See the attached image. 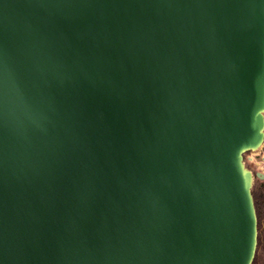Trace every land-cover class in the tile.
Listing matches in <instances>:
<instances>
[{
    "label": "water",
    "instance_id": "obj_1",
    "mask_svg": "<svg viewBox=\"0 0 264 264\" xmlns=\"http://www.w3.org/2000/svg\"><path fill=\"white\" fill-rule=\"evenodd\" d=\"M263 142L264 0H0V264H252Z\"/></svg>",
    "mask_w": 264,
    "mask_h": 264
},
{
    "label": "rangeland",
    "instance_id": "obj_2",
    "mask_svg": "<svg viewBox=\"0 0 264 264\" xmlns=\"http://www.w3.org/2000/svg\"><path fill=\"white\" fill-rule=\"evenodd\" d=\"M264 148V144L262 146V149ZM255 152L257 151H249L248 153H245L244 155V161L246 166L251 169L253 172L256 169H260L261 171H264V168H261V164L255 165L253 163V159L255 156ZM264 159V158H263ZM264 166V164H263ZM262 184V181H260L257 178H254L253 186H252V193L255 200V195L257 194L258 199L260 200V208L259 211L257 210V217H258V246L256 250V255L254 260H257L258 264H264V200L263 198L259 197V194L261 192L260 186Z\"/></svg>",
    "mask_w": 264,
    "mask_h": 264
},
{
    "label": "flooded vegetation",
    "instance_id": "obj_3",
    "mask_svg": "<svg viewBox=\"0 0 264 264\" xmlns=\"http://www.w3.org/2000/svg\"><path fill=\"white\" fill-rule=\"evenodd\" d=\"M264 144V142H263ZM263 144L260 146L259 149H257L255 152V156H254V159H253V163L255 165H258V164H261L263 163L264 164V148L262 149V146ZM248 153V152H246ZM263 164H261V168H264ZM254 178H257L259 179L260 181H264V176L262 177V175H264V171H261L260 169H256L254 172Z\"/></svg>",
    "mask_w": 264,
    "mask_h": 264
},
{
    "label": "trees",
    "instance_id": "obj_4",
    "mask_svg": "<svg viewBox=\"0 0 264 264\" xmlns=\"http://www.w3.org/2000/svg\"><path fill=\"white\" fill-rule=\"evenodd\" d=\"M260 189H261V192L259 194V197L263 198L262 200H264V181L262 182V184L260 186ZM255 205H256L257 210L259 211L260 200L258 199L257 194L255 195ZM252 264H258L257 260L255 259Z\"/></svg>",
    "mask_w": 264,
    "mask_h": 264
},
{
    "label": "snow or ice",
    "instance_id": "obj_5",
    "mask_svg": "<svg viewBox=\"0 0 264 264\" xmlns=\"http://www.w3.org/2000/svg\"><path fill=\"white\" fill-rule=\"evenodd\" d=\"M255 242V221L253 219L250 225V237H249V246L251 247L252 244Z\"/></svg>",
    "mask_w": 264,
    "mask_h": 264
}]
</instances>
